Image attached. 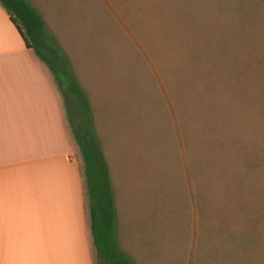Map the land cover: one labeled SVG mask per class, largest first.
<instances>
[{"label": "rangeland", "instance_id": "374dc122", "mask_svg": "<svg viewBox=\"0 0 264 264\" xmlns=\"http://www.w3.org/2000/svg\"><path fill=\"white\" fill-rule=\"evenodd\" d=\"M27 1L90 102L122 251L264 264V0Z\"/></svg>", "mask_w": 264, "mask_h": 264}, {"label": "crops", "instance_id": "0c3cea01", "mask_svg": "<svg viewBox=\"0 0 264 264\" xmlns=\"http://www.w3.org/2000/svg\"><path fill=\"white\" fill-rule=\"evenodd\" d=\"M96 253L64 99L0 5V264H97Z\"/></svg>", "mask_w": 264, "mask_h": 264}, {"label": "trees", "instance_id": "16d2710c", "mask_svg": "<svg viewBox=\"0 0 264 264\" xmlns=\"http://www.w3.org/2000/svg\"><path fill=\"white\" fill-rule=\"evenodd\" d=\"M26 46L51 70L64 99L73 137L84 160L91 229L99 264H135L121 249L111 173L94 132L90 102L69 60L47 31L44 17L27 0H0ZM75 117L79 122L75 123Z\"/></svg>", "mask_w": 264, "mask_h": 264}]
</instances>
